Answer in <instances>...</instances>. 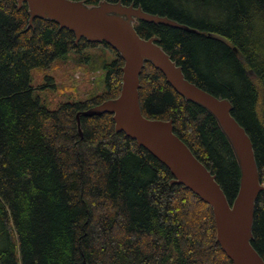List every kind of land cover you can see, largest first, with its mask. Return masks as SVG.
<instances>
[{
	"label": "trees",
	"instance_id": "obj_1",
	"mask_svg": "<svg viewBox=\"0 0 264 264\" xmlns=\"http://www.w3.org/2000/svg\"><path fill=\"white\" fill-rule=\"evenodd\" d=\"M133 4L193 31L138 20L185 79L227 99L251 139L264 185V0H74ZM73 57L74 72H102L100 90L86 79L47 109L31 70L50 71ZM119 54L80 40L51 21L28 27L27 6L0 0V264H232L216 242L210 207L123 133L108 114L77 112L114 99L121 88ZM73 74V72H72ZM88 77V76H87ZM139 104L147 119L172 120L183 141L232 204L239 169L214 118L186 102L146 62ZM252 246L264 259V191L255 202Z\"/></svg>",
	"mask_w": 264,
	"mask_h": 264
},
{
	"label": "water",
	"instance_id": "obj_2",
	"mask_svg": "<svg viewBox=\"0 0 264 264\" xmlns=\"http://www.w3.org/2000/svg\"><path fill=\"white\" fill-rule=\"evenodd\" d=\"M17 8L27 6L28 27L35 19L54 22L88 43H104L121 59V88L114 99L103 101L75 115L77 131L82 136L80 116L100 117L108 114L115 133H123L159 161L170 172V185H181L210 207L216 242L232 264H264L252 246L255 202L264 191L253 151L245 129L232 116L227 99L215 97L185 79L179 66L157 44V38H141L134 25L138 20L184 31H193L166 17L144 12L133 4L101 1L86 5L74 0H16ZM149 62L165 82L186 102L206 110L227 140L240 177L237 193L229 204L215 175L199 162L188 146L173 132L172 120L147 119L139 104V77Z\"/></svg>",
	"mask_w": 264,
	"mask_h": 264
},
{
	"label": "rangeland",
	"instance_id": "obj_3",
	"mask_svg": "<svg viewBox=\"0 0 264 264\" xmlns=\"http://www.w3.org/2000/svg\"><path fill=\"white\" fill-rule=\"evenodd\" d=\"M73 57L69 56L66 61L56 59L50 71L31 70V86L38 88L44 84H51L45 77H51L54 81V88L36 91L40 96L41 103L49 110H55L60 104L71 102L67 100L70 86L84 87L86 79L93 80L94 86L103 89L99 83L102 80V72L85 73L83 70H74ZM73 72V74H72ZM88 76V77H87Z\"/></svg>",
	"mask_w": 264,
	"mask_h": 264
}]
</instances>
